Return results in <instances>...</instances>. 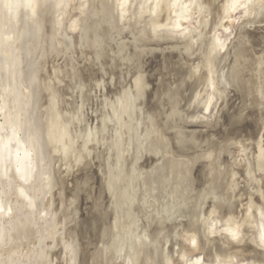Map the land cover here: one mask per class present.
Here are the masks:
<instances>
[{
    "label": "rangeland",
    "instance_id": "374dc122",
    "mask_svg": "<svg viewBox=\"0 0 264 264\" xmlns=\"http://www.w3.org/2000/svg\"><path fill=\"white\" fill-rule=\"evenodd\" d=\"M30 2L0 0V146L11 142L10 154L14 152L12 157H8L9 162L0 158V264H89L91 254L96 258V264H122L143 243L147 226L157 220L169 221L166 226L170 228L174 223L178 226L184 224L179 227L182 246L174 264H253L252 256L246 251L239 252L243 243L250 241L252 247L251 230L245 229L244 235L231 238L227 229L228 221H240L247 201L233 216L222 215L215 205L219 200L228 202L232 199L231 203L235 202L226 190V181L216 190L218 195L213 197H201L202 189L209 186L206 180L199 186L193 184L190 190L189 179L184 184L181 176L177 178L166 168L164 181L157 178V181H152L153 185L148 183V177L162 172L164 165L173 158V154L159 150L158 146L156 150L162 133L158 135L151 113L143 106L148 93L154 91L157 84V80L152 81L151 78L156 73L151 65L144 64L142 73L146 88L144 97L138 95L134 86V79L140 74L127 78V93L122 99L110 94L107 77L98 82L84 81L81 74L70 72L65 59L68 54H64L63 49V39H66L75 63L81 68L83 64L89 65L84 56L88 49L82 42V26L72 27L73 20L82 16L78 10L80 0H75L55 15L59 0H39L33 5ZM102 4L111 16H116L111 5L105 0ZM14 8L18 9L14 12ZM193 8L194 5L191 6ZM46 13L47 16L44 15ZM249 13L248 5L239 3L233 15L225 18L224 24H218L220 20L211 17L208 36L227 49L236 38L239 27L250 18ZM152 15V12L145 11L141 20L150 19ZM41 18L48 19L46 26L38 22H44ZM52 18L62 22L53 26ZM200 18L201 15L194 12L175 29L171 23L162 20L149 44L154 48L161 45V53L165 48L166 51L172 50L170 46L185 45L192 41L194 30H201L198 25ZM119 24L124 23L121 21ZM142 25L133 26L134 31L137 33ZM254 28L264 32V24H257ZM45 42L46 45L50 42L51 46L45 47ZM40 53L50 56L44 57ZM163 54L169 56L171 52ZM68 72L69 77H66ZM159 80H162L160 76ZM210 101L211 109L207 112L205 105ZM223 104L215 89L203 87L195 114L185 117L184 130L197 134L211 133L212 139L219 141L218 147L231 150L223 156L224 161L236 156L237 150L256 146L258 143L255 142L260 143L261 139L254 135L252 139L248 137V126L243 125L236 138L220 141L221 134L212 130L225 114H222ZM222 131L224 135L229 133L227 127ZM159 140L165 141L160 137ZM262 145L264 147V123ZM18 149L31 152V173L26 179L18 170L15 155L19 154L20 151L16 153ZM255 152H258V147L245 153L246 165L247 158L257 155ZM208 154H203L202 160L195 163L192 177L206 176L205 166L216 158L206 160ZM222 164L220 167L227 169V177L231 176V165ZM129 167H134L136 178L130 179L133 184L125 193H134L122 202L117 186L124 177L123 169ZM260 174L256 177L261 178ZM240 177L238 175L237 179L241 185L232 191L233 196L239 189H256L254 176L253 182ZM214 199L217 203L213 202ZM193 221L198 223V227L202 226L205 240L216 242V249L223 243L226 246L238 245L237 251L213 261L202 250L204 239L193 237L188 231L187 224ZM91 239L95 240L96 246ZM195 240L198 241L197 246H193ZM182 255L185 256L178 257Z\"/></svg>",
    "mask_w": 264,
    "mask_h": 264
},
{
    "label": "bare ground",
    "instance_id": "6f19581e",
    "mask_svg": "<svg viewBox=\"0 0 264 264\" xmlns=\"http://www.w3.org/2000/svg\"><path fill=\"white\" fill-rule=\"evenodd\" d=\"M30 1V5H33V3L37 4L39 0ZM74 1L75 0H59V9L57 7L56 12L53 14L55 15L64 7L71 5ZM218 1L219 0H105L106 4L109 6L111 5L110 8L112 13L116 15L111 16L108 9L102 4V0H80L78 10L80 14L85 17L83 18L80 16L81 18L73 20L72 27L80 24L82 26V42L88 49V52L84 56L85 60H89V65L83 64L81 68L75 63L72 49L66 39H63V49L65 52L64 54H68L65 59L70 68V72L75 71L78 75L81 74L84 81L87 82H98L107 77L110 83V94L117 95V97L121 99L124 98L127 93V78L132 74H140L134 79V86L139 96L145 95L146 88L143 79L144 75H142V73L145 70L144 64L147 66L151 65L152 69L156 71L151 78L152 81L157 80V84L154 91L148 93L149 97L143 106L148 113H151L153 117L152 124L158 135L162 133L159 136L160 139L162 138L165 140L161 142L158 137L159 144L156 145V150L158 146L159 150L164 152L167 151L170 155L173 154V158L169 160V163L164 165L162 172H157L152 176L153 179L151 176H147L148 183L150 184L151 182V185H153L152 181H157V178H159L158 181H164L163 176L165 172L171 170L177 178L181 176L182 183L187 184V179H189L190 190L193 184L196 183L199 186L200 184H204L203 181L206 180L209 186L202 189L201 197L209 195L213 197V195H218L216 190L220 189L226 181V190H228L232 198H235V202L231 203L232 199L228 202L219 200L218 204L215 205L219 207V211H222V215L229 216L232 214L236 215L238 207L247 201L244 203V208L241 211L243 214L239 217L240 221H228L227 229L231 238L238 237L240 234L244 235L245 229H248V231L251 230L253 236L250 239L253 241L252 247L249 245L250 241L248 244L243 243L245 245H240L242 248L239 252L246 251L252 256L251 262H253V264H264V147L262 145L264 123V32L254 28L257 24H264V0ZM239 3H241V5H248L251 16L248 21H244V24L239 27L236 38L227 49L224 46L222 48L219 42L214 41L208 36L211 17H213L214 20L219 19L220 22L218 24H224L225 18L233 15V11L237 9ZM192 5H194L193 9H191ZM15 9L18 8H14V12ZM145 11L152 12L153 15L150 19L141 20ZM194 12L201 15L198 21L201 30H194V32H192V41L185 45L182 43L181 46H170L172 50L166 51L165 49L167 48H165L162 52H171L169 56L161 53L160 49L162 47L159 49L161 45L154 48L149 44L155 37L156 29L161 25L162 20L171 23L175 29L181 27L184 24L183 20L192 17ZM37 13L38 12H36L35 15H37ZM47 13L44 15L47 16ZM29 15H31V12ZM45 17L44 19H46ZM52 20L54 23L53 26L55 23L62 22L53 18ZM46 21H48V19ZM46 21L44 20L43 23L40 21L38 22L46 26L45 23H48ZM121 21H123L124 24L120 25L119 22ZM52 22L50 23L51 25ZM141 23H143V25L139 27L136 33L133 26H137ZM184 40L185 39H183V42ZM44 44L46 47L50 45V42L49 45L48 43L46 45V42ZM49 51H46V53H49ZM161 54L162 56H160ZM47 55H44V57ZM172 62H174V66H172ZM147 68L146 70L148 71ZM70 72L66 74V77H69ZM159 76L162 80H159ZM206 86L215 89L217 95L224 103L222 106V114H225L218 121L215 129L212 130L216 131L215 133L221 134L219 136L221 137L220 141L221 139L223 141H230L232 139L229 138H236L242 126L247 125L249 130L247 136L251 139L253 135L257 139L260 137V143L256 141L255 144L258 143L256 146L237 150L236 156H232V158L230 157L226 160L224 159L223 161V156H226L230 149L226 151L225 147H218L220 145L219 141H216L217 139L214 140V138L212 139L211 133L206 132L197 134L184 130L185 117L195 114L201 90ZM211 105L212 101L205 105L207 112L210 111ZM226 127L228 128V135H224V131H222ZM159 129L163 132H160ZM239 136H241V134H239ZM15 142L14 144H16ZM224 146L226 145L224 144ZM256 147H258V152H255L257 155L255 156L254 154L252 157L248 156L250 160L247 158L246 165V158H244L245 153L254 151ZM10 148L11 142L8 145L0 146L1 159L8 161V159H10L8 157H12V153L14 152L12 151L10 154ZM20 148L22 147L20 146ZM205 148H208V150H205ZM217 149L220 150L217 151ZM202 150L203 152L200 154ZM18 151H20L19 154L21 153L20 156L19 154H15L18 170L26 179L31 173V152L25 149H18L16 153H18ZM208 152L209 154L206 155V160L216 158L213 162L207 163L208 165L205 166L206 169L204 172L207 177H192L193 166L195 163L202 160L204 157L203 154L205 155ZM184 159H187V162ZM221 162H223L222 166L225 164L228 167V163L231 165V169H233L230 170L232 173L231 176L228 175L227 177V169L223 170L220 167ZM133 168L134 167H129L126 170L123 169L125 173L124 177L120 185L117 186L120 191V200L122 202L125 198L130 199V196L134 193L129 195L125 193L126 189L128 191L133 184L130 179L136 178L135 172L133 173ZM165 168L167 169L166 171H164ZM259 173H261V178L256 177V174L259 175ZM238 175L248 182H253L252 178L254 176V183H256L254 185L256 189L253 191L246 188L241 190L237 189L238 191L235 192V196H233L234 194H232V191L239 188L241 185L237 179ZM244 179L243 181H245ZM149 190L151 189L149 188ZM216 199H214V203H217ZM262 212L263 215H260ZM167 222L169 221L157 220L155 223L149 224L147 226L145 239H141L143 243H140L141 245L137 246L134 253L127 257L122 264H174L177 261V255L180 253L182 246L179 227L184 224L181 223V226H178L177 223H174L172 224L173 227L170 228L166 226ZM188 224L190 226H188ZM188 224L187 229L193 234V237L201 236L204 239L201 225L198 227V223L194 221ZM104 226L107 227V225ZM198 229H201V232H197ZM101 234L103 235V231ZM230 237L228 238L230 239ZM207 240L208 238L206 240L204 239L201 247L213 261H216L219 256L222 257L230 254L232 251H237L238 245L226 246L219 241L221 245L216 249L214 247L216 242H208ZM93 241L95 242V240H92L91 243ZM197 242L198 241L195 240L193 246H197ZM94 246H96L95 243ZM96 263V258L91 254L89 264Z\"/></svg>",
    "mask_w": 264,
    "mask_h": 264
}]
</instances>
